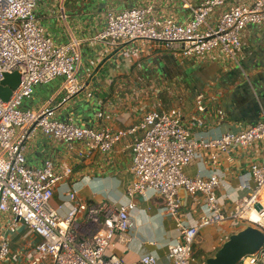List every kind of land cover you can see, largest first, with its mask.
Wrapping results in <instances>:
<instances>
[{"label":"built area","instance_id":"built-area-1","mask_svg":"<svg viewBox=\"0 0 264 264\" xmlns=\"http://www.w3.org/2000/svg\"><path fill=\"white\" fill-rule=\"evenodd\" d=\"M39 1L0 0V82L4 74L20 75V85L9 101L0 99V264H127L109 251L116 244H129L136 199H145L150 192L163 199V211L176 221L178 237L167 247L168 264H192L194 245L200 231L208 226L242 222L264 232V159L254 161L249 172L239 177V189L247 191V196L234 199L227 193L231 208L217 193L230 188L218 169L222 155H229L233 148L249 150L264 143V117L239 132L212 139L195 138L178 107L151 109L128 129H95L79 126L73 120H57L58 108L82 93L89 98L93 94L86 92L77 74L80 42L55 44L37 17ZM191 9L192 18L185 23L171 18L159 20L152 6L109 11L104 28L91 42L117 48L147 41L163 46L174 56L202 59L221 54L238 63L246 29L264 26V0H204ZM218 11L221 13L215 20ZM60 77L64 83L56 105L48 104L36 111L21 109L37 86ZM207 111L201 94L191 125L201 127ZM215 114L220 121L224 118L221 109L217 108ZM38 133L72 149L82 144L85 150L79 152L81 157L96 151L108 154L129 136L140 133L130 147L134 179L127 188L126 201L90 203L72 190L63 216L64 204L55 208L52 200L57 187L72 177L73 169H57L50 159L41 168L27 166V146ZM196 160L210 166L209 177L187 175L185 169ZM181 192L203 197L197 220L183 213ZM21 227L37 240L13 250L11 235ZM134 264H160V259L149 253ZM238 264H264V246Z\"/></svg>","mask_w":264,"mask_h":264},{"label":"crops","instance_id":"crops-1","mask_svg":"<svg viewBox=\"0 0 264 264\" xmlns=\"http://www.w3.org/2000/svg\"><path fill=\"white\" fill-rule=\"evenodd\" d=\"M202 1L40 0L37 17L55 44L63 45L73 40L80 42L81 62L77 74L85 83L86 92L93 94L89 98L82 93L58 108L56 119L61 122L73 120L79 126L95 129H128L137 125L151 109L178 107L184 112L185 125L197 139L217 138L259 123L264 117V99L257 111L246 110L243 113L246 91L243 80L237 74L251 70L259 63L260 53L264 51V26H249L246 29L238 63L228 61L221 54L202 59L174 56L163 46L147 41H134L117 48L103 42H91L104 28L109 11L152 6L159 20L171 18L185 23L192 18L191 6H197ZM243 1L249 3L251 0ZM221 11L213 19L216 20ZM63 83L64 78L60 77L37 86L21 109L36 111L48 104L56 105L62 97ZM201 94L205 96L208 111L203 116V125L199 127L191 125L190 120L196 112L197 97ZM217 108L224 112L221 121L215 114ZM100 113L102 117L98 116ZM140 135L129 136L108 154L96 151L81 157L79 152L85 150L82 144L72 149L38 133L28 143L27 166L41 168L50 159L57 169L65 166L73 169L72 177L57 187L52 200L55 208L64 204L61 210L63 216L67 212L72 190L79 192V199L90 203H124L127 188L134 179L130 147ZM262 159L264 143L249 150L233 148L229 155H222L218 169L230 188L228 191L222 188L217 193L227 208L232 207L231 201L226 199L227 193L234 199L248 195L247 191L239 189V177L249 172L254 161ZM185 172L191 177L198 174L209 177L212 169L207 163L196 160ZM181 197L183 213L197 220L202 213L203 197H190L185 192H181ZM136 203L137 210L132 213L133 226L128 232L129 244H116L109 253L127 264L137 263L141 256L151 253L160 259V264H168L167 247L178 237L176 221L163 211V199L154 192H150L145 199L137 197ZM1 224L0 220V227ZM240 231L237 223L229 221L202 229L194 245L193 263L205 264L230 236ZM36 240L32 233L21 227L15 235H11L12 249Z\"/></svg>","mask_w":264,"mask_h":264},{"label":"water","instance_id":"water-1","mask_svg":"<svg viewBox=\"0 0 264 264\" xmlns=\"http://www.w3.org/2000/svg\"><path fill=\"white\" fill-rule=\"evenodd\" d=\"M259 63L253 65L248 71H241L238 77L243 80L246 91V103L242 106L243 113L257 111L264 96V51L260 53ZM254 72V73H253ZM20 85V75L17 72L4 74V80L0 82V99L7 102L13 91ZM264 246V232L248 226L230 238L217 250L215 255L208 258L205 264H238L245 256L258 252Z\"/></svg>","mask_w":264,"mask_h":264},{"label":"rangeland","instance_id":"rangeland-1","mask_svg":"<svg viewBox=\"0 0 264 264\" xmlns=\"http://www.w3.org/2000/svg\"><path fill=\"white\" fill-rule=\"evenodd\" d=\"M148 73L151 75V72H150V69L148 70ZM153 73V72H152ZM155 73L157 74V72L155 71ZM238 224V228H240L241 230L243 229V228H245V227H247V226H245V224L244 223H242V222H239V223H237ZM11 247H12V245H11ZM13 248V247H12ZM214 256V255H213ZM212 256V257H213ZM193 257H194V253H193ZM193 264H195V263H193Z\"/></svg>","mask_w":264,"mask_h":264}]
</instances>
